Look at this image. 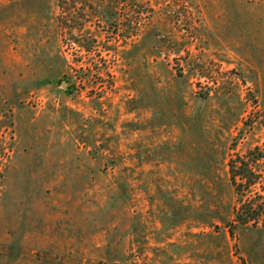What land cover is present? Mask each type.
<instances>
[{
  "label": "rangeland",
  "instance_id": "1",
  "mask_svg": "<svg viewBox=\"0 0 264 264\" xmlns=\"http://www.w3.org/2000/svg\"><path fill=\"white\" fill-rule=\"evenodd\" d=\"M260 154L264 0H0V264H264Z\"/></svg>",
  "mask_w": 264,
  "mask_h": 264
},
{
  "label": "trees",
  "instance_id": "2",
  "mask_svg": "<svg viewBox=\"0 0 264 264\" xmlns=\"http://www.w3.org/2000/svg\"><path fill=\"white\" fill-rule=\"evenodd\" d=\"M262 156H264V154H260V156L258 155L256 158L259 159ZM239 161L241 162L239 167L235 165L236 162H234V160L230 162L231 180L232 184L237 188L238 193L244 195L246 190H249L256 183V177L254 178L252 176L253 173L249 171L248 161ZM256 207L257 208L253 209L251 206L245 207L242 205L238 208L235 212V225L239 224L245 227L251 223L255 224L264 213V203L260 202Z\"/></svg>",
  "mask_w": 264,
  "mask_h": 264
}]
</instances>
